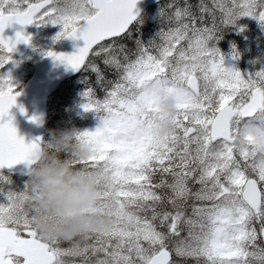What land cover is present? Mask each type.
<instances>
[{
  "label": "snow or ice",
  "instance_id": "snow-or-ice-1",
  "mask_svg": "<svg viewBox=\"0 0 264 264\" xmlns=\"http://www.w3.org/2000/svg\"><path fill=\"white\" fill-rule=\"evenodd\" d=\"M157 3L159 28L146 40L139 0H0V69L19 44L32 43L28 26L60 25L56 42H85L45 55L81 74L82 107L99 116L95 130L79 133L95 154L74 162L99 175L97 210L112 218L91 236L52 239L35 223L45 211L39 188L0 186V264H264V143L237 139L248 125H264V70L246 77L216 46L241 18L264 25V0ZM89 72L102 98L86 83ZM18 87L0 74V170L24 164L31 174L37 153L56 145L20 135ZM170 95L179 100L175 129L163 135L160 103ZM0 182L12 183L2 172Z\"/></svg>",
  "mask_w": 264,
  "mask_h": 264
},
{
  "label": "clouds",
  "instance_id": "clouds-1",
  "mask_svg": "<svg viewBox=\"0 0 264 264\" xmlns=\"http://www.w3.org/2000/svg\"><path fill=\"white\" fill-rule=\"evenodd\" d=\"M179 100L170 95L162 100L160 107L167 118L161 133L170 134L175 129L173 117ZM264 119V118H261ZM48 141L56 150L42 148L34 157L31 181L39 188L38 204L45 211L37 214L36 226L46 237L77 238L91 236L93 230L104 229L111 217L99 211L103 196L99 175L79 167L74 161L87 160L95 153L93 146L79 139L80 129H51ZM264 143V125L250 124L237 137L240 144H247V135Z\"/></svg>",
  "mask_w": 264,
  "mask_h": 264
},
{
  "label": "rangeland",
  "instance_id": "rangeland-1",
  "mask_svg": "<svg viewBox=\"0 0 264 264\" xmlns=\"http://www.w3.org/2000/svg\"><path fill=\"white\" fill-rule=\"evenodd\" d=\"M158 9V6H156L148 10L146 16L149 18L157 16ZM39 28L41 29V35L30 53L23 58L12 56V62L0 69L3 75L11 74L14 83L19 86L18 90L33 73V63L58 43L54 37L61 30L60 25H47ZM244 33L248 34L244 35ZM238 35L241 40L236 41L235 38ZM241 35L244 36L240 37ZM216 46L223 54L226 66L234 67L246 77L249 75L254 76L255 73L264 70V25L256 19L244 17L239 20L237 25L227 27ZM84 85L81 76L76 77L65 83L58 94L51 99L49 125L52 129L75 127L83 131L95 130L99 126L101 121L98 114L86 112L82 107L86 102L82 95L85 91ZM2 174L12 181L11 184L7 185L0 182V186L4 187L5 191H22L31 181L30 174L17 177L9 176L4 172ZM4 202H6V197L3 192H0V203Z\"/></svg>",
  "mask_w": 264,
  "mask_h": 264
},
{
  "label": "water",
  "instance_id": "water-1",
  "mask_svg": "<svg viewBox=\"0 0 264 264\" xmlns=\"http://www.w3.org/2000/svg\"><path fill=\"white\" fill-rule=\"evenodd\" d=\"M157 3V0H139L138 7L141 14L151 5ZM23 26L13 25L6 29V35L15 37L17 31L21 30ZM31 26L27 27V32ZM32 42L37 37V31L32 33ZM85 42L83 40L64 39L57 46L55 51L62 53H73L77 51L78 47H83ZM31 44L21 43L17 46L14 52L18 56L27 53ZM78 74L72 71L67 65L61 64L54 60L53 57L46 56L39 59L35 63V72L27 81L25 86L20 90L23 94L18 97V106L12 109V114L15 116V123L20 135L28 140L37 137H43L48 120V98L55 92L58 87L68 78ZM21 107L26 110L27 114L21 111ZM32 116H39L41 123H33L30 119ZM12 174L28 172L26 165L19 164L12 168L5 167L3 169Z\"/></svg>",
  "mask_w": 264,
  "mask_h": 264
},
{
  "label": "trees",
  "instance_id": "trees-1",
  "mask_svg": "<svg viewBox=\"0 0 264 264\" xmlns=\"http://www.w3.org/2000/svg\"><path fill=\"white\" fill-rule=\"evenodd\" d=\"M168 3V0L164 1L163 4H166ZM158 15V14H157ZM157 16H154L153 18H149V19H146L145 20V24L143 25V28H142V32H143V35H144V38L146 40L148 39H151L155 33L158 31V28H159V22L158 20L156 19ZM236 41H239L241 40V38H239V36H237L235 38ZM97 63L100 64V67L101 69L103 70L106 78L108 80H112V79H115V75L113 73V70L110 69V68H106L102 63H100L99 61H97ZM87 82L90 81L91 82V85L94 87L95 89V93H96V96L97 97H103L105 95V92L104 90L97 86L95 81H96V76L94 73H87ZM52 128L49 126V128L47 129V132L45 134V139H48L49 135H50V131Z\"/></svg>",
  "mask_w": 264,
  "mask_h": 264
}]
</instances>
